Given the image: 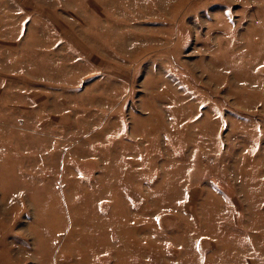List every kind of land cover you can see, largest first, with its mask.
<instances>
[{
  "label": "rangeland",
  "instance_id": "obj_1",
  "mask_svg": "<svg viewBox=\"0 0 264 264\" xmlns=\"http://www.w3.org/2000/svg\"><path fill=\"white\" fill-rule=\"evenodd\" d=\"M0 264H264V0H0Z\"/></svg>",
  "mask_w": 264,
  "mask_h": 264
}]
</instances>
